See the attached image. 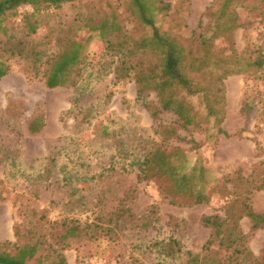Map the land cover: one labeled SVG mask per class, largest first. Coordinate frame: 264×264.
<instances>
[{"label": "rangeland", "instance_id": "rangeland-1", "mask_svg": "<svg viewBox=\"0 0 264 264\" xmlns=\"http://www.w3.org/2000/svg\"><path fill=\"white\" fill-rule=\"evenodd\" d=\"M90 1L110 2L127 26L136 25L124 13V0H81L51 9L48 23L30 36H25L23 19L33 10L29 5L7 14L3 25L8 30L0 27V55L12 71L0 81V242H18L15 231L19 227L42 229L47 220L69 218L95 222L97 228L111 225L115 234H98L95 227L70 238L64 250L68 264L133 260L137 264H188V251L204 252L203 245L211 236L205 216L225 217L242 201L264 212V62L262 69L251 68L223 80L225 98L210 101L224 114L219 125L213 117H205V103L198 96L188 100L199 115L200 127H177L173 110H162L155 118L152 109L160 106L156 91L139 96L134 79L117 78L110 70L97 73L102 64L116 59L105 51L97 32L86 44L89 62L81 64L78 84L49 88L42 77L47 57L59 49L58 37L90 34L81 28L85 22L77 18L80 6ZM165 1L171 11L157 14V21L163 29L174 27L188 36L215 22L225 0ZM229 8L240 16V25L220 36L216 46L228 49L223 53L235 48L243 66L259 54L264 59V3L234 0ZM11 33L16 38L9 40ZM29 40L36 45L31 48L42 52L39 70L26 54L2 51V47L18 46L16 51L23 48L26 53ZM11 93L28 106L18 122L5 111ZM39 101L45 104L46 125L42 133L32 135L26 119ZM156 147L171 154L181 173L194 177L197 189H205L206 202L192 203L188 192L171 186L169 176L155 175L156 169L139 180L138 159ZM118 214L121 219L116 226ZM239 222L242 239L238 247L244 249L239 257L248 251L260 256L264 226L254 229L247 216ZM44 230L53 239L51 231ZM170 237L183 245L184 252L177 257H165L150 248L155 241ZM219 245L216 239L211 250H218ZM230 252L222 250V257L234 258Z\"/></svg>", "mask_w": 264, "mask_h": 264}, {"label": "trees", "instance_id": "trees-1", "mask_svg": "<svg viewBox=\"0 0 264 264\" xmlns=\"http://www.w3.org/2000/svg\"><path fill=\"white\" fill-rule=\"evenodd\" d=\"M75 1L81 0H0V27L8 30L3 25L7 14H15L14 11L22 5H29L33 10L26 12L23 19L25 36H30L35 34L43 23H48L51 9H59L64 3ZM261 1L264 3V0ZM232 2L234 0H225L215 22L204 26L200 33L194 32L188 36L184 35L181 29L176 31L174 27L163 29L157 21V14L165 12L168 15L171 11V4L165 0H124V13H128L136 23L131 28L110 2H87V5L80 6L81 11L77 18L85 22L86 28H81L90 34L86 36L75 33L57 38L59 49L48 55L42 71L44 83L49 88L76 86L82 77L81 64L89 62L86 44L97 32L104 41L105 51H109L116 58L105 65L102 64L97 73L110 70L117 78L134 79L139 96L151 90L156 91L160 106L152 109L155 118L162 110H173L178 116L177 127H200L199 115L188 100L189 97L198 96L205 103V117H213L219 125L224 121V114L222 112L220 115L221 109L210 101L218 103L225 98L223 80L229 75L244 73L251 68L262 69L264 62L262 54H259L254 59L249 58L243 66L235 48L231 47L228 53H223L228 49L216 46V40L220 36L240 25V16L234 9L229 8ZM202 22L201 20V26ZM15 38L12 33L8 36L9 40ZM20 43L25 42L22 40ZM32 44L30 40L26 42L29 46L26 53L23 48L16 51L15 47L18 46L2 47V51H9L11 55L26 54L27 58L33 60L34 68L39 70L37 62L42 52L31 48ZM10 71V65L0 55V80ZM27 110L28 106L24 100L10 97L6 109L9 119L21 121ZM45 125L46 108L44 102L39 101L27 117L28 131L32 135L40 134ZM219 131L222 132L223 129L219 127ZM172 132L175 134L176 128ZM138 163L141 165L139 180L147 179L148 171L156 169L155 175L160 173L169 176L171 186L178 191L188 192L187 197L192 203L208 200L205 189H197L192 184L194 177L189 173H181L173 163L171 154L165 150L159 147L149 149L138 159ZM244 216L250 218L254 229L264 226V212L256 211L245 201L225 217L217 214L205 216L203 221L211 227V236L203 245L204 252L188 251V264H264V251L260 256L248 251L245 257H239L244 251L238 247V242L242 239L239 221ZM42 217L38 221H41ZM120 219V214L114 217L116 226L119 225ZM97 225L95 222L80 223L75 219L65 218L60 221L47 220L42 223V229L36 226L22 230L19 227L15 231L18 242L12 245L9 241L0 242V264H68L64 250L70 244V238L79 236L81 231L94 230L95 227L98 234H115V228L111 225L107 228L101 225L98 226L99 229ZM45 228L51 231L53 239L47 236L49 232L45 231ZM216 239L220 242L219 249L211 250ZM10 246L14 250H10ZM153 247L158 254L169 258H175L184 252L183 245L175 237L155 241L150 248ZM222 250L231 251L230 256L234 258L222 257ZM127 264L137 262L133 260Z\"/></svg>", "mask_w": 264, "mask_h": 264}, {"label": "crops", "instance_id": "crops-1", "mask_svg": "<svg viewBox=\"0 0 264 264\" xmlns=\"http://www.w3.org/2000/svg\"><path fill=\"white\" fill-rule=\"evenodd\" d=\"M10 74H12V71H10V72H9L7 75H5L2 79L8 77ZM2 79H1V80H2ZM1 80H0V81H1ZM8 97H9V98H7V101H6L5 111H6L7 107H8L10 97H15V95H14L13 93H11ZM26 105H27V104H26ZM26 128H27V130H28V127H27V119H26ZM28 132H29V131H28ZM29 133H30V132H29Z\"/></svg>", "mask_w": 264, "mask_h": 264}]
</instances>
